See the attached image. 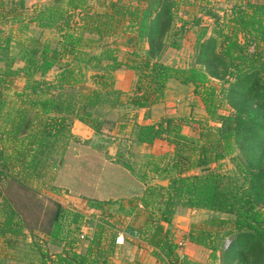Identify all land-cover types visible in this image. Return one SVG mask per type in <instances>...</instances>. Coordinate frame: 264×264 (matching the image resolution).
I'll return each instance as SVG.
<instances>
[{
  "label": "trees",
  "instance_id": "16d2710c",
  "mask_svg": "<svg viewBox=\"0 0 264 264\" xmlns=\"http://www.w3.org/2000/svg\"><path fill=\"white\" fill-rule=\"evenodd\" d=\"M228 1L219 14L210 0H0V264H151L113 259L119 231L145 242L159 264H264V0ZM203 10L214 19L208 36ZM189 23L197 26L201 64L164 61L167 48L182 46ZM118 69L134 73L127 90L115 85ZM226 74L233 76L226 89L231 109L222 113L210 76ZM15 76L24 80L20 88L12 85ZM169 79L192 83L205 114L133 122V144L162 138L172 145L140 155L129 145L126 154L119 142L115 160L145 180L142 192L119 201L88 198L90 215L56 202L43 243L27 241L11 187L56 188L75 118L99 136L107 121L99 110L143 107L146 117ZM191 121L197 131L183 132ZM226 156L238 176L209 168ZM178 206L211 212L177 239ZM185 240L207 248L209 260L181 253ZM46 242L61 249L51 254Z\"/></svg>",
  "mask_w": 264,
  "mask_h": 264
},
{
  "label": "rangeland",
  "instance_id": "374dc122",
  "mask_svg": "<svg viewBox=\"0 0 264 264\" xmlns=\"http://www.w3.org/2000/svg\"><path fill=\"white\" fill-rule=\"evenodd\" d=\"M32 1L33 0H26L28 4ZM210 1L211 2L208 3V7L210 6L213 11H217L219 14H223L224 10H226L231 4V2L228 0H210ZM198 15L201 16V24H204L207 27L206 36H208V34L211 32V26L213 25L214 19L209 13H207L206 10L198 12ZM51 32L52 31L50 30H45L44 35L49 36ZM196 34H197V26L193 25L192 23L187 24V29L183 37L182 46L179 48H173V47L167 48L163 57L164 61L174 65H190V64L200 65L201 63L196 60V55H197V49L195 45ZM0 64H2L1 61ZM55 72L56 69L50 70L47 73V76L50 78L55 74ZM130 75L127 78H129ZM225 78L226 79L218 78L216 76H210V81L216 86L218 94L222 98V105L219 109V111L222 113H227L231 109V104L229 103L228 98L226 97V92H227L226 89L230 85L233 76L226 74ZM115 80H116V73H115ZM132 80H133V76L131 81L128 80L124 81V79H122L121 82L119 81L117 84L120 87H118L116 83L115 85L116 87L121 88L122 90H127L130 88ZM23 83L24 80L21 76H15L12 78L13 87L20 88L23 85ZM85 85H91V81L88 79L87 82H85ZM118 108H122V109L112 111V113L108 115V117L111 119L103 122L101 126L102 134H100L99 136L95 134H91L84 139L74 136L72 138V141L84 144L86 146H90L92 144L93 147H96V145L99 144V142L101 145L104 146L112 144L118 147L120 142L119 146L126 154H127L126 148L128 147V145L131 146L130 148L135 152H140L139 153L140 155L142 154L146 155L150 153L149 151H151V147H153L152 146L153 144H148L142 147L139 145L133 146V142L127 139V136H130L131 123L133 124V122L136 121L137 113L139 112V110L143 111L144 108L139 107L138 110H130L129 106H125V107L121 106ZM150 110L152 111L151 113L152 115L151 117L150 115L148 118L146 117L147 121L158 120L163 115L199 118L205 114L203 103L201 102L199 96H197L193 92L192 83H181L176 79H172V81L171 80L167 81L162 100L153 103L150 107ZM127 111L129 112L128 116L124 117V119H122L123 121L121 120L120 121L121 123H119V121L117 120L119 113L127 112ZM112 119L115 122H112L113 121ZM197 125L198 123L196 121H191L190 123L184 122L182 124V131L185 133L194 134L197 131L196 128ZM118 137H121V139ZM167 145L172 147V145L169 142H167V140L162 138L160 140H157V142L154 144L155 148L161 150V152L166 150H171L170 148L167 147ZM98 149L102 150L100 148ZM234 154H238V151L236 150ZM70 165L71 166L67 167V169L64 168V170L59 175V180L61 182L59 181L57 185L58 186L62 185V187L56 186L54 182L53 184L56 186V188L49 189L45 187V188L37 189L35 192L33 190L25 189L20 186L11 187L10 194L13 195V197L11 195L10 197L12 198V201H14V206L16 207L20 215V218L24 224V232L26 234L25 238L27 241L33 240L40 243L41 240H44V238L46 237L44 230H47L49 227V223H50L49 221L52 216V212L54 210L56 202H60L66 207L82 211L86 215L91 214L93 209H89L87 207V199L90 196H92L90 198L97 199L99 194L95 193L93 188L85 184L86 181L85 179L90 178L93 179L94 181L97 180L96 178L98 177V173L94 169V167H96L97 165L94 164L93 168H91V166L88 163V160H84V159L79 160L78 162L76 161L74 164H70ZM209 168L213 170L227 171L237 176L239 175L238 172L236 171L235 159H233V157L231 156H226L225 158L217 162H212L209 165ZM199 171H200L199 169L191 170V172H199ZM152 181H158L160 183L167 182L166 179H158V178L153 179ZM103 185L99 181L98 192L106 191L107 186L104 183ZM76 191L77 193H81V194L76 195L75 194ZM0 200H1V194H0ZM263 208H264V204H263ZM208 214L209 211H206L204 208L195 209V210H193V208L191 209L187 208L185 212H182L180 214L179 221L178 222L174 221V224L176 225L177 228L176 231L177 239L183 234V232H186L189 229V225L192 221H198L201 218L208 216ZM1 218L2 215H0V219ZM124 219L127 220L128 217ZM93 224H94V219H92L90 222L91 226H93ZM85 228L86 227H84V229ZM188 242L190 241L185 240L183 242V246L180 250L181 253L185 255L188 253L189 254L193 253L195 257L194 261L197 260L196 262H206L209 260L208 258L209 250L207 248L203 246H202L203 248L201 247V249L195 248L192 243L189 244ZM41 243H43V241ZM44 248H47V250L51 254H54L56 251H59L61 249V245L54 244L51 242L48 243L46 242V244L44 243ZM127 249L129 250L128 254L127 253L125 254V251L123 250V248H121L117 251L116 254H114L113 259L116 262H123L125 259H129V257L126 255L129 256L133 255L131 257L136 259V257L140 258L143 256V254L146 253L143 261L151 264H159V262L155 260L152 254L148 252V250H145L143 247L140 249V247H137L136 245L133 246L130 245ZM139 252L141 253L139 254ZM13 253L17 258H23L21 250L13 251ZM216 264H220L219 259L216 260Z\"/></svg>",
  "mask_w": 264,
  "mask_h": 264
},
{
  "label": "crops",
  "instance_id": "0c3cea01",
  "mask_svg": "<svg viewBox=\"0 0 264 264\" xmlns=\"http://www.w3.org/2000/svg\"><path fill=\"white\" fill-rule=\"evenodd\" d=\"M37 1H42V0H33L29 4L26 2V5L31 6L32 3L37 2ZM36 30L38 32V28H36ZM46 30H48V29H46ZM44 31L45 30H43V33H44ZM115 73H116V80H115L116 84L119 81L121 82L122 79H124V81H126V80L131 81L132 76H134L133 71L128 70V69H118V70H116ZM128 73H130L131 75ZM129 75H130V77L127 78ZM118 78H119V80H118ZM170 80L172 81V79H169L168 81H170ZM118 87H120V86L118 85ZM129 108H130V110H138L139 109L137 107H132V106H129ZM119 109L121 110L122 108L117 107V108L111 109V110H106V109L99 110L100 114L99 113L98 114H99L100 118H105L106 120H109L111 118H109L108 115L111 114L112 111L119 110ZM128 113L129 112L127 111V116H128ZM151 113H152V111L150 110L149 111L150 117L152 115ZM149 115L146 117L148 118ZM146 117H145V109L143 111L139 110V112L137 113L136 121H138V122H144L145 121L146 122L147 121ZM113 119H115V118H113ZM119 123H121V122L119 121ZM131 127H132V123L130 125V130H131ZM71 131L75 136H77L81 139H84V138L88 137L89 135L94 134L89 125H87L86 123H84L83 121H81L77 118H75L71 124ZM160 139L161 138H157L151 143L135 142L133 144V146L139 145L142 147V146H145L148 144H153L152 145L153 147H151V151H149V152L150 153H159V152H161V150L156 149L154 144L157 142V140H160ZM91 145L86 146L84 144H81V143H78V142H75L72 140L69 141V144L67 145V148L63 154V159L57 166L56 175H55V178L53 181L56 186H58L57 184L60 181L59 175L64 170V168L67 169V167L71 166L70 164H74L76 161L78 162L79 160L84 159V160H88V163L91 166V168H93L94 164L97 165L96 167H94L95 171L98 173V177L96 178L97 180L94 181L93 179H90V178L85 179L86 180L85 184L87 186L93 188L95 193L99 194L97 199L119 201V200L128 199V198L133 197V196H137L142 192V190L145 186V180H143L137 173L130 171L125 166H123L120 162L115 160L114 156H115V152L117 150V146L109 144L107 146H104L103 148H100L102 150H99L97 146L93 147V145L92 146ZM167 147L172 149L171 146L167 145ZM113 149H114V152H113ZM99 181L101 182L102 185L104 183L107 186L105 192H98ZM58 187H62V185H59ZM75 194L79 195L81 193H77V191H76ZM90 197H92V196H90ZM187 208L188 207H185V206H178V208H177V210L173 216V222L174 221L178 222L180 219V214L182 212H185ZM188 209H191V208H188ZM195 209H203V208H193V210H195ZM205 210L209 211V213L211 212L210 210H207V209H205ZM132 237H134V236L125 234L124 241L122 243H116V248H115L114 254H116L117 251L121 248H123V250L125 251V254L126 253L128 254L129 250L127 248L130 245H132V246L136 245L137 247H140V249L143 247L145 250H148V252H150V250H149V248L145 242L140 241L139 239H136L135 237L134 238H132ZM188 243L189 244L192 243L195 248L201 249V247H202L201 245L196 244V243L191 242V241ZM133 250H135V249H133ZM140 253L141 252H139V254ZM145 255H146V253L143 254V256L140 258L136 257V259L143 261L145 258ZM192 255H193V253L186 254V256H188L190 259L194 260L195 257H194V255L193 256ZM126 256H128L129 259H134L131 257L133 255H131V256L126 255Z\"/></svg>",
  "mask_w": 264,
  "mask_h": 264
},
{
  "label": "built area",
  "instance_id": "2783aa9c",
  "mask_svg": "<svg viewBox=\"0 0 264 264\" xmlns=\"http://www.w3.org/2000/svg\"><path fill=\"white\" fill-rule=\"evenodd\" d=\"M124 238H125V233L122 232V231H119V232L117 233L116 238H115V242H116V243H122V242L124 241Z\"/></svg>",
  "mask_w": 264,
  "mask_h": 264
},
{
  "label": "water",
  "instance_id": "95a60500",
  "mask_svg": "<svg viewBox=\"0 0 264 264\" xmlns=\"http://www.w3.org/2000/svg\"><path fill=\"white\" fill-rule=\"evenodd\" d=\"M49 157H50L51 160H54V161H58V159H59V158H58L57 156H55V155H50Z\"/></svg>",
  "mask_w": 264,
  "mask_h": 264
}]
</instances>
